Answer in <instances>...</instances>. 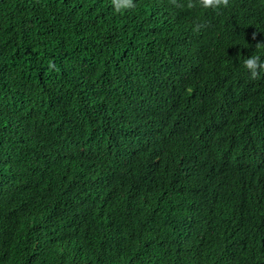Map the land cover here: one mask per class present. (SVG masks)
I'll return each mask as SVG.
<instances>
[{"label":"trees","instance_id":"1","mask_svg":"<svg viewBox=\"0 0 264 264\" xmlns=\"http://www.w3.org/2000/svg\"><path fill=\"white\" fill-rule=\"evenodd\" d=\"M135 2L0 0V264H264V0Z\"/></svg>","mask_w":264,"mask_h":264},{"label":"clouds","instance_id":"2","mask_svg":"<svg viewBox=\"0 0 264 264\" xmlns=\"http://www.w3.org/2000/svg\"><path fill=\"white\" fill-rule=\"evenodd\" d=\"M230 0H190L187 4L188 8H203V9H223L229 6ZM173 5L176 8H183L185 5L178 2V0H172ZM112 6L116 12H126L133 10L137 7L135 0H112ZM255 35V34H253ZM260 45H258L259 47ZM243 68L251 75L252 78H259L264 74V58L261 54L249 55L243 58ZM163 214V215H162ZM159 214V217L163 218L166 225L164 229L170 228L169 232L173 230L172 213ZM175 226V225H174Z\"/></svg>","mask_w":264,"mask_h":264}]
</instances>
